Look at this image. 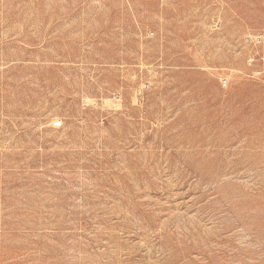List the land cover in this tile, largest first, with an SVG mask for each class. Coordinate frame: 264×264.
<instances>
[{
    "label": "rangeland",
    "instance_id": "obj_1",
    "mask_svg": "<svg viewBox=\"0 0 264 264\" xmlns=\"http://www.w3.org/2000/svg\"><path fill=\"white\" fill-rule=\"evenodd\" d=\"M0 264H264V0H0Z\"/></svg>",
    "mask_w": 264,
    "mask_h": 264
}]
</instances>
